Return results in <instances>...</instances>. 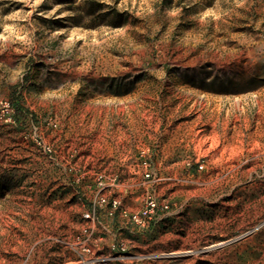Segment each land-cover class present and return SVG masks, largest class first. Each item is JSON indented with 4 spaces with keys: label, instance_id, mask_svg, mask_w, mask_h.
I'll return each instance as SVG.
<instances>
[{
    "label": "rangeland",
    "instance_id": "rangeland-1",
    "mask_svg": "<svg viewBox=\"0 0 264 264\" xmlns=\"http://www.w3.org/2000/svg\"><path fill=\"white\" fill-rule=\"evenodd\" d=\"M5 100L0 264H264V0H0Z\"/></svg>",
    "mask_w": 264,
    "mask_h": 264
},
{
    "label": "built area",
    "instance_id": "built-area-1",
    "mask_svg": "<svg viewBox=\"0 0 264 264\" xmlns=\"http://www.w3.org/2000/svg\"><path fill=\"white\" fill-rule=\"evenodd\" d=\"M0 109L2 112V117L5 118L7 123L12 122L16 110L14 104L10 100H5L0 103ZM54 127H58L57 123H53ZM37 145L52 159H55L56 151L54 147L49 144L46 140L40 139L37 140ZM75 155L70 154L69 159L73 158ZM145 177L147 179H152L153 176L151 173H146ZM96 182L100 189L102 190H117L119 187V178L118 176H107L105 173L100 172L96 174ZM97 207L110 206L108 211L109 217H115L116 213L120 212L121 216L128 219L131 224L140 229H148L151 227L152 223L163 211L169 209V204L166 202H160V200L150 191H148L143 206L136 210L130 211L127 208L121 206V201L118 198L109 199L108 196L102 195L95 202ZM115 249V247H114ZM123 251H126V247L122 246Z\"/></svg>",
    "mask_w": 264,
    "mask_h": 264
}]
</instances>
